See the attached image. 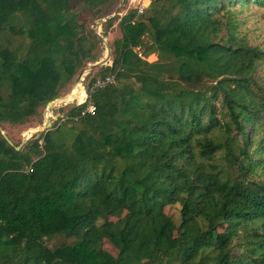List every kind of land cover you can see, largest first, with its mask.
Returning a JSON list of instances; mask_svg holds the SVG:
<instances>
[{"label":"trees","instance_id":"16d2710c","mask_svg":"<svg viewBox=\"0 0 264 264\" xmlns=\"http://www.w3.org/2000/svg\"><path fill=\"white\" fill-rule=\"evenodd\" d=\"M117 3L0 0V124L26 122L98 60L82 16ZM251 3L264 6L129 10L99 70L114 82L92 78L88 100L63 113L68 130L18 149L0 134V264H264V181L251 177L264 166V49L235 16ZM89 101L95 113L74 120Z\"/></svg>","mask_w":264,"mask_h":264},{"label":"rangeland","instance_id":"374dc122","mask_svg":"<svg viewBox=\"0 0 264 264\" xmlns=\"http://www.w3.org/2000/svg\"><path fill=\"white\" fill-rule=\"evenodd\" d=\"M121 1L122 0H118L114 11L120 7L119 12L118 14L114 15L115 19L112 22V25L108 27L105 26V21H103L104 17L101 18V14L104 10L103 7L94 9L87 13L88 15L82 16L86 19L88 31L95 33L97 37L99 36L101 38H98V60L88 62L81 69L87 68L93 63L106 60L104 65L93 68L90 71H86V75L82 77V81L80 82L77 92L70 96L71 92H73L75 88L73 85L77 74L81 69L78 70L71 81H69V83H67L66 86L60 91L59 96L57 97V99L63 98V100H65L64 103L60 100V102L56 103L51 109H48V106L45 105L40 108L36 115L30 117L22 124L1 123L0 134L4 133L11 144H17L18 147H23L27 142L40 137L42 145L44 143L42 137L47 130L53 129L54 132H56L58 129L68 130L70 124H66L65 118H62L60 115H63V113H65L71 106L86 102L89 96L88 86L92 78H101V72L99 71L100 68L106 65H111L113 59L114 42L122 37V31L119 25V17L126 14L129 10L138 9V7L142 4L144 6L148 5L146 0H123L122 4ZM114 11L110 15H112ZM235 16L240 23L239 32L244 40L251 45H256L264 49V6H258L253 3L249 5H237L235 7ZM156 59L157 58L155 54H151L147 58L149 62L155 61ZM256 74L264 77V72L261 69H258ZM65 96H67L66 99H64ZM79 98L81 100L84 99V101L80 102V100H78ZM44 126L49 127H46L45 130H42ZM55 136L57 141L68 140L69 143H71L73 140L72 136L69 138L68 132L65 135H59L56 133ZM251 177L264 181V166L251 173ZM179 211V204L170 205L165 208V213L172 218L175 225H178L180 222ZM48 243L51 244L50 241H48ZM103 247L112 255H117V249L108 241H104Z\"/></svg>","mask_w":264,"mask_h":264},{"label":"water","instance_id":"95a60500","mask_svg":"<svg viewBox=\"0 0 264 264\" xmlns=\"http://www.w3.org/2000/svg\"><path fill=\"white\" fill-rule=\"evenodd\" d=\"M122 2H123V0L121 1V4H122ZM120 6H121V5H120ZM119 9H120V7H118V8L114 11V13H113L112 15H109V16L104 17V18H103V21H106V20H108V19L114 17V15L118 14ZM98 38L100 39L101 37L98 36ZM105 61H106V60H104V61H100V62H96V63H93V64L89 65L87 68H83V69H81V70L79 71V73L77 74V77H76V80H75V82H74L73 87H75L76 85L80 84V82L82 81V75L85 73V74H84V76H85V75H86V71H90V70H92L93 68H97V67H99V66H101V65H104V62H105ZM57 100H58V99L55 98V99L51 100L50 102H48V103H47L48 109H51L53 106H55V104L57 103ZM48 123H49V121H48ZM46 127H49V126H45L42 130H45ZM2 135H3V137L6 138L7 141L10 143V141H9V139L6 137V135H5L4 133H2ZM18 148H19V147H17V149H18Z\"/></svg>","mask_w":264,"mask_h":264},{"label":"built area","instance_id":"2783aa9c","mask_svg":"<svg viewBox=\"0 0 264 264\" xmlns=\"http://www.w3.org/2000/svg\"><path fill=\"white\" fill-rule=\"evenodd\" d=\"M147 3L149 4L152 0H146ZM146 6H144L143 4L140 5L138 7V13H142L144 8ZM113 82V77H105L104 79H98L95 84H94V87H103L105 85H107L108 83H111ZM95 110H96V107H95V104L91 101L87 102L86 106L84 109H82V111L80 112V114L76 117H74V120H77L79 117H83L87 114H94L95 113ZM62 118L64 117V115H60ZM65 118V117H64ZM39 143L41 144V141L39 140ZM31 170V168H30Z\"/></svg>","mask_w":264,"mask_h":264},{"label":"bare ground","instance_id":"6f19581e","mask_svg":"<svg viewBox=\"0 0 264 264\" xmlns=\"http://www.w3.org/2000/svg\"><path fill=\"white\" fill-rule=\"evenodd\" d=\"M84 74H85V73H84ZM84 74L82 75V77L84 76ZM79 86H80V84H78V85L75 86V88H74L73 92H71L70 96H72L73 94H75V93L77 92ZM66 97H67V96H65L64 99H66ZM84 98H85V97H84ZM60 100H61V102H63V103L65 102V100H63V98H62V99H58V100H57V103H59ZM83 101H84V99H82L81 102H83ZM47 125H48V124H47ZM44 127H45V126H44ZM42 129H43V128H42Z\"/></svg>","mask_w":264,"mask_h":264}]
</instances>
